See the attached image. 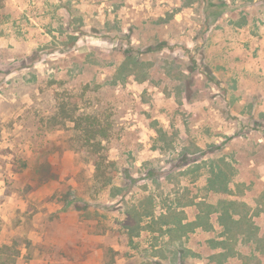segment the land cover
I'll use <instances>...</instances> for the list:
<instances>
[{"label":"rangeland","instance_id":"374dc122","mask_svg":"<svg viewBox=\"0 0 264 264\" xmlns=\"http://www.w3.org/2000/svg\"><path fill=\"white\" fill-rule=\"evenodd\" d=\"M5 3L0 264H264V0ZM60 101L104 133L112 187Z\"/></svg>","mask_w":264,"mask_h":264},{"label":"trees","instance_id":"16d2710c","mask_svg":"<svg viewBox=\"0 0 264 264\" xmlns=\"http://www.w3.org/2000/svg\"><path fill=\"white\" fill-rule=\"evenodd\" d=\"M6 0H0V23L4 22L6 15L4 14L6 9ZM22 67L25 66L26 61L22 62ZM21 68V67H19ZM8 72V71H7ZM77 103L60 101L57 103V115L60 119L61 124L71 122L78 132V138L81 140L84 146L90 148V156L93 158L94 173L92 178L99 186V190H102L106 187H112L114 179L118 174L117 167H114L112 162H108L104 155H100V146L101 140L105 137L104 133L101 132V129L95 119H92L89 116L77 115L76 112ZM253 118V117H251ZM104 132V130H103ZM193 164L192 161H189L185 165ZM209 178H217L216 173H212ZM212 181V180H210ZM209 181V182H210ZM118 187H114V190H117Z\"/></svg>","mask_w":264,"mask_h":264},{"label":"crops","instance_id":"0c3cea01","mask_svg":"<svg viewBox=\"0 0 264 264\" xmlns=\"http://www.w3.org/2000/svg\"><path fill=\"white\" fill-rule=\"evenodd\" d=\"M190 166V165H184ZM183 166V167H184ZM254 168V167H253ZM247 188L250 187V196L253 200L250 199V217L252 218L251 221L254 222L255 219L263 218L264 217V188L262 190H258L254 192L255 184L253 182L246 183L245 185ZM262 202V203H261ZM252 205L256 206L255 209H253ZM247 206L248 205H244ZM215 212L218 215H221L223 212L215 207ZM255 213V215L253 214ZM224 215L228 219L232 218L233 213L228 212V210H225ZM256 216V217H255ZM223 226V225H222ZM253 226V225H252ZM249 232V240H250V253L252 254V257L257 255H260L259 257H264V231L258 228H252L251 223L250 227L247 226L246 228ZM247 232V233H248ZM227 239V234L225 241ZM225 241H222L219 245L220 246H226Z\"/></svg>","mask_w":264,"mask_h":264}]
</instances>
